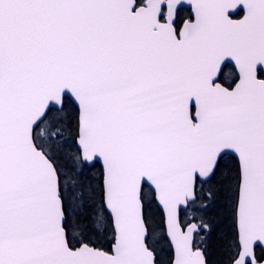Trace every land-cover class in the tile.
Returning <instances> with one entry per match:
<instances>
[{"label": "snow or ice", "instance_id": "6c2138e0", "mask_svg": "<svg viewBox=\"0 0 264 264\" xmlns=\"http://www.w3.org/2000/svg\"><path fill=\"white\" fill-rule=\"evenodd\" d=\"M0 264H264V0H0Z\"/></svg>", "mask_w": 264, "mask_h": 264}]
</instances>
